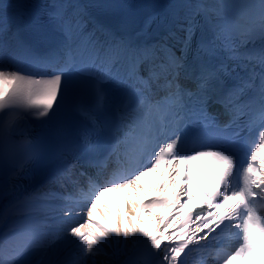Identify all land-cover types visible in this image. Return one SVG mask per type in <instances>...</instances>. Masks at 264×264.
Returning a JSON list of instances; mask_svg holds the SVG:
<instances>
[{"label":"snow or ice","instance_id":"6c2138e0","mask_svg":"<svg viewBox=\"0 0 264 264\" xmlns=\"http://www.w3.org/2000/svg\"><path fill=\"white\" fill-rule=\"evenodd\" d=\"M157 8L129 31L76 0H0V199L55 168L0 214V264L264 261V0ZM108 194L125 211L103 224Z\"/></svg>","mask_w":264,"mask_h":264},{"label":"bare ground","instance_id":"6f19581e","mask_svg":"<svg viewBox=\"0 0 264 264\" xmlns=\"http://www.w3.org/2000/svg\"><path fill=\"white\" fill-rule=\"evenodd\" d=\"M11 2H15V0H11ZM20 2L27 4V5H32V4L50 3L51 0H20ZM82 2H85V1H82ZM108 2H109V5L115 6V7L109 8V11H110L111 15L113 16V18H116L121 24L127 23L129 19H127L128 14L123 8L122 2H124V1L123 0H108ZM145 16H146V14L143 15L142 18H145ZM149 178L150 177H148V179ZM155 178H157V177H155ZM23 180H24L25 185H26L25 187L28 188V186H29L28 191L35 189L34 185H30V182H28L26 179H23ZM155 180H157V179H155ZM17 196H18L17 191H15L12 194L8 195L7 198L0 199V211L3 208V206H5L4 204H8L14 197H17ZM130 209H131V206L128 205V210L130 211ZM119 211H121V212L124 211V208L120 209ZM109 217H111V215L109 214V212L107 210L105 211L104 205H101L97 208V210L95 212V218L98 221H100L103 224L104 223L108 224L109 222L107 221V219H109ZM115 218H116L115 216H112L111 220L115 221ZM219 231L220 230H218L217 232H219ZM215 235H216V233H213L212 236H210L208 239L212 240V237ZM222 238H223V242L220 243L222 245H224L226 243V241H231L233 239V238H231L229 233H225ZM110 239H111V237H110ZM121 239H123V237H121ZM127 239L129 241L132 240L131 236H129ZM210 242L214 243L215 241L212 240ZM128 247L131 248V244H129ZM109 251H111V250H109ZM53 252H54V249H53ZM202 252H204L205 255L208 253L207 250H203ZM51 255H54V254H51V250H49L48 256H51ZM193 255H196V253H194ZM53 258H55V257H53ZM120 258L124 259L125 257L121 256Z\"/></svg>","mask_w":264,"mask_h":264}]
</instances>
